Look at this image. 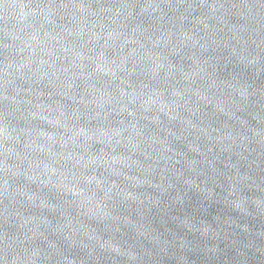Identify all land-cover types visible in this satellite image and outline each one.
Wrapping results in <instances>:
<instances>
[{
    "label": "water",
    "instance_id": "obj_1",
    "mask_svg": "<svg viewBox=\"0 0 264 264\" xmlns=\"http://www.w3.org/2000/svg\"><path fill=\"white\" fill-rule=\"evenodd\" d=\"M0 264H264V0H0Z\"/></svg>",
    "mask_w": 264,
    "mask_h": 264
}]
</instances>
